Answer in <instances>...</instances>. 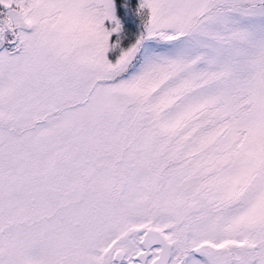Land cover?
<instances>
[{"label":"snow or ice","instance_id":"snow-or-ice-1","mask_svg":"<svg viewBox=\"0 0 264 264\" xmlns=\"http://www.w3.org/2000/svg\"><path fill=\"white\" fill-rule=\"evenodd\" d=\"M0 264H264V0H0Z\"/></svg>","mask_w":264,"mask_h":264}]
</instances>
